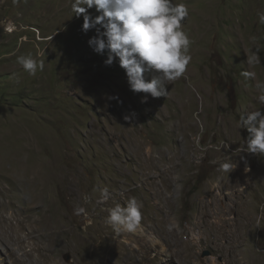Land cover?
I'll use <instances>...</instances> for the list:
<instances>
[{"label":"rangeland","instance_id":"1","mask_svg":"<svg viewBox=\"0 0 264 264\" xmlns=\"http://www.w3.org/2000/svg\"><path fill=\"white\" fill-rule=\"evenodd\" d=\"M73 2L0 0V153L23 166L0 158V264H264V156L242 154L238 123L264 109V0H174L190 8L188 79L147 103L89 46ZM27 54L44 61L35 76ZM32 163L42 192L20 174ZM129 197L142 228L117 236L107 209Z\"/></svg>","mask_w":264,"mask_h":264},{"label":"clouds","instance_id":"2","mask_svg":"<svg viewBox=\"0 0 264 264\" xmlns=\"http://www.w3.org/2000/svg\"><path fill=\"white\" fill-rule=\"evenodd\" d=\"M93 8L98 15L90 13L89 10ZM72 11L76 17L83 16L82 31L85 34L95 30L96 34L88 40V44L99 55L107 53L105 65L111 66L118 59L130 90L145 94L142 103H147L149 97H167L168 85L181 78L188 79L193 40L184 27L190 17V8L186 2L74 0ZM257 17L258 23L264 25V10H257ZM252 40L255 43L257 38L252 37ZM16 62L29 75L35 76L38 71L44 70V61L33 58L31 54L17 56ZM256 63H259L258 57ZM243 75L253 79L256 77L255 72H245ZM257 89L260 92L257 100L264 105V87L258 84ZM134 116L133 112L131 116H125V119L131 120ZM238 123L248 132L245 144L240 149L242 154L264 156V109L248 112L241 116ZM241 159L246 158L241 155ZM233 167L229 162L219 166L223 172H229ZM99 191L101 202L107 201L109 190L105 187ZM142 208L137 198L129 197L124 206L116 204L107 209L106 223L117 236L137 233L142 228ZM82 213H85L83 207L74 210L76 215ZM261 215H264V211ZM173 230L183 231L177 223L168 225V231Z\"/></svg>","mask_w":264,"mask_h":264},{"label":"bare ground","instance_id":"3","mask_svg":"<svg viewBox=\"0 0 264 264\" xmlns=\"http://www.w3.org/2000/svg\"><path fill=\"white\" fill-rule=\"evenodd\" d=\"M17 152H20V151H17ZM14 154H12L10 151H9V154L8 153H0V158H3L4 160H5V162H4V164L6 163V162H13L14 164H16V161H18L19 163H18V165H19V167L21 166V167H23L22 166V162H21V159L20 158H16V157H12ZM12 170L13 171H20L21 170V168H19L18 170H15V169H13L12 168ZM22 173H24V174H26V176H30L31 177V180H33L35 183H38V181H39V167L37 166V164H35V163H32V165H31V167H30V169H28L27 171H24V170H22V171H20V174H22ZM25 177V176H24ZM1 181H3L2 179H1ZM26 183V182H25ZM3 184V183H2ZM27 184V183H26ZM45 184H44V182H40L39 181V184H36L35 185V189L38 191V189H39V191L40 192H42L44 189H45ZM8 193H9V191H8ZM38 193V192H37ZM11 196H13V195H11ZM5 224H6V222H4ZM9 223V222H8ZM9 225V224H8Z\"/></svg>","mask_w":264,"mask_h":264},{"label":"water","instance_id":"4","mask_svg":"<svg viewBox=\"0 0 264 264\" xmlns=\"http://www.w3.org/2000/svg\"><path fill=\"white\" fill-rule=\"evenodd\" d=\"M203 255H204V256L211 255V252H210V251H205Z\"/></svg>","mask_w":264,"mask_h":264}]
</instances>
